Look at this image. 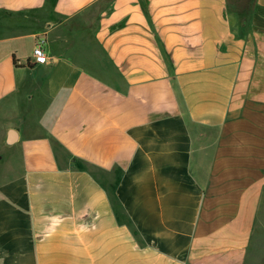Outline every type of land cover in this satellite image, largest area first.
Returning a JSON list of instances; mask_svg holds the SVG:
<instances>
[{
	"label": "crops",
	"instance_id": "obj_1",
	"mask_svg": "<svg viewBox=\"0 0 264 264\" xmlns=\"http://www.w3.org/2000/svg\"><path fill=\"white\" fill-rule=\"evenodd\" d=\"M262 77L264 0H0V264H246Z\"/></svg>",
	"mask_w": 264,
	"mask_h": 264
},
{
	"label": "rangeland",
	"instance_id": "obj_2",
	"mask_svg": "<svg viewBox=\"0 0 264 264\" xmlns=\"http://www.w3.org/2000/svg\"><path fill=\"white\" fill-rule=\"evenodd\" d=\"M264 78V77H262ZM260 83H263L264 82V79H260V80H257L256 81V85H253L252 87H257ZM257 88H254V91L256 90ZM253 90V88H252ZM251 90V91H252ZM249 97V93H247L245 95V98H248ZM244 106L246 109L249 110L250 113L253 114V110H256L254 108V105L252 102L250 101H247L244 103ZM3 150H5V146H1L0 145V156H2L3 154L1 152H3ZM12 166L14 167H17V165L19 164L17 159L12 161ZM257 224H258V229L260 230V226H261V230H260V233H256L255 236L253 237L252 239V243H251V246H250V251L248 253V257H247V260H246V264H264V207H260V211H259V214H258V220H257ZM255 248H258L260 250V253L257 252L256 255H254L253 251L255 250Z\"/></svg>",
	"mask_w": 264,
	"mask_h": 264
},
{
	"label": "built area",
	"instance_id": "obj_3",
	"mask_svg": "<svg viewBox=\"0 0 264 264\" xmlns=\"http://www.w3.org/2000/svg\"><path fill=\"white\" fill-rule=\"evenodd\" d=\"M32 58L34 60V63L36 64H44L46 63V53L44 50V41L39 40L37 43L34 45L32 49Z\"/></svg>",
	"mask_w": 264,
	"mask_h": 264
},
{
	"label": "water",
	"instance_id": "obj_4",
	"mask_svg": "<svg viewBox=\"0 0 264 264\" xmlns=\"http://www.w3.org/2000/svg\"><path fill=\"white\" fill-rule=\"evenodd\" d=\"M13 138H14V133L11 132V134H10V139H9V142H10V143L13 141Z\"/></svg>",
	"mask_w": 264,
	"mask_h": 264
},
{
	"label": "trees",
	"instance_id": "obj_5",
	"mask_svg": "<svg viewBox=\"0 0 264 264\" xmlns=\"http://www.w3.org/2000/svg\"><path fill=\"white\" fill-rule=\"evenodd\" d=\"M144 3V1H142Z\"/></svg>",
	"mask_w": 264,
	"mask_h": 264
}]
</instances>
